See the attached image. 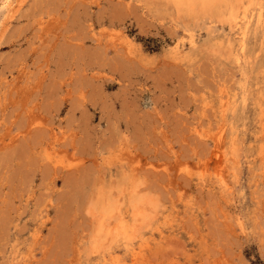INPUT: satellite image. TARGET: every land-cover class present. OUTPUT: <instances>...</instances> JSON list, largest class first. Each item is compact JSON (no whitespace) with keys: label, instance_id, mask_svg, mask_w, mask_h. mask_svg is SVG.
<instances>
[{"label":"rangeland","instance_id":"rangeland-1","mask_svg":"<svg viewBox=\"0 0 264 264\" xmlns=\"http://www.w3.org/2000/svg\"><path fill=\"white\" fill-rule=\"evenodd\" d=\"M201 1L0 0V264H264V0Z\"/></svg>","mask_w":264,"mask_h":264},{"label":"bare ground","instance_id":"bare-ground-1","mask_svg":"<svg viewBox=\"0 0 264 264\" xmlns=\"http://www.w3.org/2000/svg\"><path fill=\"white\" fill-rule=\"evenodd\" d=\"M207 0H202L201 2L202 3H204V2H206ZM242 1V0H241ZM188 2H189V0H188ZM217 2H219V0L217 1ZM243 2V1H242ZM247 2H248V0H247ZM195 3H197V2H195ZM184 4V3H183ZM190 4V3H189ZM230 4V3H229ZM193 5V4H192ZM212 5V4H211ZM238 5V4H237ZM185 6V5H184ZM214 7V6H213ZM190 8H192V6L190 7ZM196 8V7H195ZM218 8V7H217ZM248 8H250V6L248 7ZM262 8V7H261ZM234 9H235V7H234ZM195 10V9H194ZM207 10V9H206ZM231 10V9H230ZM229 10V11H230ZM239 10V9H238ZM246 10V9H245ZM210 11V10H209ZM241 11V10H240ZM259 11V10H258ZM230 13V12H229ZM246 13V12H245ZM251 13V12H250ZM257 13V12H256ZM199 14H201V13H199ZM208 14V13H207ZM210 14V13H209ZM202 15H204V14H202ZM233 15V14H232ZM224 16V15H223ZM238 16V15H237ZM198 17V16H197ZM218 17V16H217ZM220 17V16H219ZM232 17V16H231ZM242 17V16H241ZM208 18V17H207ZM211 18H213V17H211ZM235 18V17H234ZM244 18H245V16H244ZM249 18V17H248ZM202 19H204V18H202ZM206 19V18H205ZM205 19H204V21H205ZM214 19V18H213ZM247 19V18H246ZM260 19H261V17L259 16V18H258V23L260 22ZM215 20H216V18H215ZM226 20V19H225ZM225 20H223V22L225 21ZM238 20V19H237ZM237 20H235L236 22H237ZM242 20V19H241ZM250 20V19H249ZM203 21V22H204ZM221 21V20H220ZM227 21V20H226ZM243 21V20H242ZM247 21V20H246ZM225 23V22H224ZM235 23V22H234ZM248 23V22H247ZM246 23V24H247ZM245 24V23H244ZM228 25H231L230 24V22H229V24ZM233 25V24H232ZM231 25V26H232ZM243 26V25H242ZM234 27V26H233ZM236 28V27H235ZM247 28V27H246ZM210 29V28H209ZM212 29H213V27H212ZM255 29V28H254ZM247 30V29H246ZM239 31V30H238ZM240 32V31H239ZM242 33V34H241ZM240 34H241V37H243L244 35H245V33L244 32H241ZM239 34V33H238ZM195 37V36H194ZM237 38H239V37H237ZM191 40V39H190ZM244 40V39H243ZM198 41V40H197ZM239 44V43H238ZM245 45V44H244ZM240 47V46H239ZM241 50V49H240ZM218 136V135H217ZM219 138V137H218ZM219 140V139H218ZM119 211V210H118ZM112 217V216H111ZM137 217V216H136ZM149 217V216H148ZM146 222V221H145ZM141 225V224H140ZM135 227V226H134ZM120 230H121V228H120ZM110 231V230H109ZM115 232V231H114ZM128 233H130V232H128ZM111 235H112V233H111ZM110 235V236H111ZM118 235V234H117ZM113 239H115V238H113ZM106 242V241H105ZM104 243V242H103ZM98 250V249H97ZM130 253V252H129ZM142 254V253H141Z\"/></svg>","mask_w":264,"mask_h":264}]
</instances>
